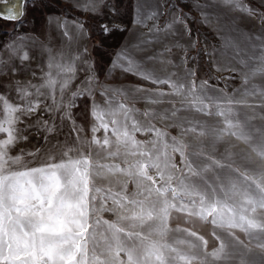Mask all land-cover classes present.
Returning a JSON list of instances; mask_svg holds the SVG:
<instances>
[{"label": "snow or ice", "instance_id": "obj_1", "mask_svg": "<svg viewBox=\"0 0 264 264\" xmlns=\"http://www.w3.org/2000/svg\"><path fill=\"white\" fill-rule=\"evenodd\" d=\"M0 20V264H264V0Z\"/></svg>", "mask_w": 264, "mask_h": 264}, {"label": "crops", "instance_id": "obj_2", "mask_svg": "<svg viewBox=\"0 0 264 264\" xmlns=\"http://www.w3.org/2000/svg\"><path fill=\"white\" fill-rule=\"evenodd\" d=\"M28 31H31V30H26V32H28ZM120 39H123V36H121ZM116 44H117V41L110 42V45L113 46V47H115ZM29 47H31L30 42H29ZM93 55H94V56H95V55H99V56H101V57L103 58L104 56L107 55V53H104L103 50H101V51H98V52H94ZM34 62H35V61H33V63H34ZM117 75H119L118 72H117ZM225 75H228V74L225 73ZM223 83H224L223 81L220 82L221 87H223ZM229 83H230V85H240L241 81L239 80V81L236 82V83H232V81H230ZM229 91H231V87L229 88ZM79 109H80V106L78 105V106L75 108V111L77 112ZM57 123H59V121H57ZM65 131H67V128H65ZM29 136H30L29 141H35V140L37 139L35 133H30ZM201 227H202V226H201ZM203 230H204V231H207L208 229H207L206 227H204Z\"/></svg>", "mask_w": 264, "mask_h": 264}, {"label": "rangeland", "instance_id": "obj_3", "mask_svg": "<svg viewBox=\"0 0 264 264\" xmlns=\"http://www.w3.org/2000/svg\"><path fill=\"white\" fill-rule=\"evenodd\" d=\"M13 28V24L12 22L10 21H6V20H0V36H8L9 35V32L10 30ZM26 30H31L30 26L26 25L24 28H23V31H26ZM114 42V41H112ZM232 83H236L239 81V79H233L231 80ZM80 109L77 111L79 112ZM61 138H63V136L61 135ZM34 141H29V144L33 143ZM25 145H21V147H24Z\"/></svg>", "mask_w": 264, "mask_h": 264}]
</instances>
